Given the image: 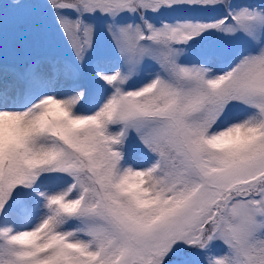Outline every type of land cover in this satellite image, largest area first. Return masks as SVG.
I'll return each mask as SVG.
<instances>
[{"label":"snow or ice","instance_id":"1","mask_svg":"<svg viewBox=\"0 0 264 264\" xmlns=\"http://www.w3.org/2000/svg\"><path fill=\"white\" fill-rule=\"evenodd\" d=\"M0 264H264V0H0Z\"/></svg>","mask_w":264,"mask_h":264}]
</instances>
